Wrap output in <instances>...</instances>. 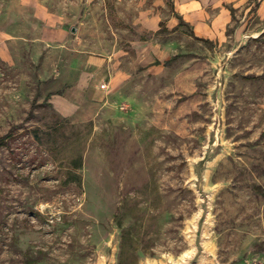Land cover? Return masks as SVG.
<instances>
[{
  "label": "rangeland",
  "instance_id": "obj_1",
  "mask_svg": "<svg viewBox=\"0 0 264 264\" xmlns=\"http://www.w3.org/2000/svg\"><path fill=\"white\" fill-rule=\"evenodd\" d=\"M243 9L207 40L171 0H0V264H264V20Z\"/></svg>",
  "mask_w": 264,
  "mask_h": 264
},
{
  "label": "crops",
  "instance_id": "obj_2",
  "mask_svg": "<svg viewBox=\"0 0 264 264\" xmlns=\"http://www.w3.org/2000/svg\"><path fill=\"white\" fill-rule=\"evenodd\" d=\"M171 4L175 13L189 25L192 34L200 39L221 38L226 25L231 20V10L236 8H244V12L255 13L259 19L264 20V0H171ZM33 8L35 12L33 15H36L37 19L44 24L41 41L49 45L58 41L62 44L67 40V30L62 25L53 23L51 13L38 3ZM153 11V8H147L142 10V13L148 14ZM74 29L77 31L78 26ZM11 37L0 27V57L2 58L6 56Z\"/></svg>",
  "mask_w": 264,
  "mask_h": 264
},
{
  "label": "water",
  "instance_id": "obj_3",
  "mask_svg": "<svg viewBox=\"0 0 264 264\" xmlns=\"http://www.w3.org/2000/svg\"><path fill=\"white\" fill-rule=\"evenodd\" d=\"M197 245H199V243H197ZM200 253L199 248L196 250V252L193 254V256L187 258L186 262L182 263V264H193L198 257V254Z\"/></svg>",
  "mask_w": 264,
  "mask_h": 264
},
{
  "label": "trees",
  "instance_id": "obj_4",
  "mask_svg": "<svg viewBox=\"0 0 264 264\" xmlns=\"http://www.w3.org/2000/svg\"><path fill=\"white\" fill-rule=\"evenodd\" d=\"M24 264H31V263H30V260L27 259L26 262H25Z\"/></svg>",
  "mask_w": 264,
  "mask_h": 264
},
{
  "label": "built area",
  "instance_id": "obj_5",
  "mask_svg": "<svg viewBox=\"0 0 264 264\" xmlns=\"http://www.w3.org/2000/svg\"><path fill=\"white\" fill-rule=\"evenodd\" d=\"M105 83L101 84V87H104Z\"/></svg>",
  "mask_w": 264,
  "mask_h": 264
}]
</instances>
